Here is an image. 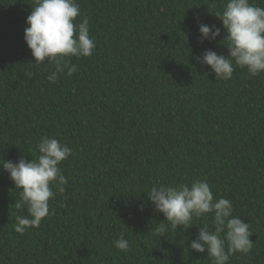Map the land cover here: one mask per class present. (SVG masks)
Instances as JSON below:
<instances>
[{"label":"trees","instance_id":"16d2710c","mask_svg":"<svg viewBox=\"0 0 264 264\" xmlns=\"http://www.w3.org/2000/svg\"><path fill=\"white\" fill-rule=\"evenodd\" d=\"M35 2L0 0V160L38 158L44 137L72 152L64 191L52 185L50 214L23 234L21 189L0 168V264H213L190 248L212 214L173 229L147 196L195 180L249 223L251 251L227 264H264V73L235 66L216 80L197 60L228 55L215 16L227 0H76L95 50L67 58L77 71L55 83L24 39ZM200 23L221 36L201 43ZM120 234L127 251L114 247Z\"/></svg>","mask_w":264,"mask_h":264},{"label":"clouds","instance_id":"9594fccd","mask_svg":"<svg viewBox=\"0 0 264 264\" xmlns=\"http://www.w3.org/2000/svg\"><path fill=\"white\" fill-rule=\"evenodd\" d=\"M81 16L76 0H36L27 17L24 39L31 50L35 63H49L55 70L47 79L55 83L58 74L72 76L77 67L71 57H90L95 50V39L90 36L89 21ZM222 21L224 39L228 55H219L208 49L199 63L210 67L216 80H228L235 66L246 68L252 76L264 73V8L255 6L250 0H227L222 11L215 15ZM200 42H212L221 36L216 25L199 24ZM235 62V65L233 64ZM38 158L18 162L0 160V168L9 174L16 188L21 189V201L27 208L26 216H17L14 229L23 234L26 229L39 227L49 212V201L58 191L63 192L67 183L59 165L65 161L72 150L55 138L44 137L37 145ZM148 199L155 211L162 213L173 229L187 226L193 217L212 214L213 228L199 227L197 237L191 241L190 248L198 253L207 252L213 264H227L230 255L249 253L253 243L249 223L233 215L231 200L214 198L210 185L205 180H195L190 185L152 186ZM143 210V206H141ZM158 233L166 231L163 222L156 228ZM114 247L121 251L129 249V242L123 234L113 241ZM227 244V249H226Z\"/></svg>","mask_w":264,"mask_h":264}]
</instances>
